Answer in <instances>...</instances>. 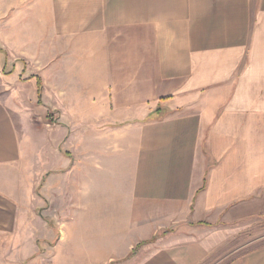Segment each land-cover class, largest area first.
<instances>
[{
  "label": "crops",
  "instance_id": "obj_1",
  "mask_svg": "<svg viewBox=\"0 0 264 264\" xmlns=\"http://www.w3.org/2000/svg\"><path fill=\"white\" fill-rule=\"evenodd\" d=\"M25 1L0 9V264H202L206 233L264 216V0ZM50 38L90 77L54 123L8 73Z\"/></svg>",
  "mask_w": 264,
  "mask_h": 264
},
{
  "label": "rangeland",
  "instance_id": "obj_2",
  "mask_svg": "<svg viewBox=\"0 0 264 264\" xmlns=\"http://www.w3.org/2000/svg\"><path fill=\"white\" fill-rule=\"evenodd\" d=\"M27 3L25 0H0V9L6 13L14 10L24 11ZM38 32L39 27L35 23L34 39ZM45 42L46 39L43 38L42 43ZM45 48L43 47V49ZM48 49V57H43V59L32 56V59L29 58L27 62L19 61L17 64L12 63L9 66L8 63L7 65L10 68L8 73L20 65L21 73H25L27 78L35 80L39 99L45 98L50 105L47 119L54 123L59 117L55 105L59 104L60 107H63L72 103L75 94L73 91L76 92L79 88L87 91L90 77L87 73V57H56V45H53L51 38ZM33 51L36 52V50ZM2 55L0 52V56ZM26 65H29L30 68L27 69ZM37 73L41 75L43 83L41 86ZM79 73L84 74L79 75ZM81 96L85 97L83 94ZM81 102H83L82 99ZM25 131L26 136H36L38 139L41 135L45 137L47 134V128L35 132L36 130L31 129L28 125L25 126ZM206 238L210 242L211 248L210 254L202 264H228L243 253L264 245V216H256L246 222L223 223V225L213 228L209 234L206 233L204 239ZM138 251L139 249L134 254Z\"/></svg>",
  "mask_w": 264,
  "mask_h": 264
},
{
  "label": "trees",
  "instance_id": "obj_3",
  "mask_svg": "<svg viewBox=\"0 0 264 264\" xmlns=\"http://www.w3.org/2000/svg\"><path fill=\"white\" fill-rule=\"evenodd\" d=\"M38 78H39V79H38V80H39V84H40V86H41V85L43 84V83H42V79H41V77H39V76H38ZM158 110H160V109L158 108ZM178 226H179V224H175V225H172L171 227L161 229V230L157 233V235H155L154 237H152V238H150V239H147V240H144V241L140 242V243L134 248V251L132 252V255L135 253V251H137L139 248H141V246H143L144 244H148V243H150V242H154V241H156L159 237L164 236V235H166L167 233L176 230ZM262 246H263V245H262ZM259 247H261V246H259ZM259 247H256V248H254V249H257V248H259ZM254 249H252V250H254ZM252 250H250V251H252ZM132 255H130V256H132Z\"/></svg>",
  "mask_w": 264,
  "mask_h": 264
}]
</instances>
